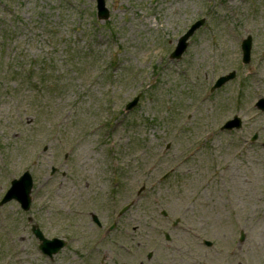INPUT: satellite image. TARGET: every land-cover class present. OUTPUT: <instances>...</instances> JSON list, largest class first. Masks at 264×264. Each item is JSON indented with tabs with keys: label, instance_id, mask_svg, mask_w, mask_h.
Returning <instances> with one entry per match:
<instances>
[{
	"label": "rangeland",
	"instance_id": "1",
	"mask_svg": "<svg viewBox=\"0 0 264 264\" xmlns=\"http://www.w3.org/2000/svg\"><path fill=\"white\" fill-rule=\"evenodd\" d=\"M104 3L0 0V264H264V0Z\"/></svg>",
	"mask_w": 264,
	"mask_h": 264
},
{
	"label": "water",
	"instance_id": "2",
	"mask_svg": "<svg viewBox=\"0 0 264 264\" xmlns=\"http://www.w3.org/2000/svg\"><path fill=\"white\" fill-rule=\"evenodd\" d=\"M96 9H97V17L99 19H107L108 17V10L105 7L104 0H96ZM203 21L198 20L195 23L191 25V27L188 29V31L182 35L178 43L174 49V51L171 53L172 58H179L182 54V52L185 50L186 47V39L188 36L201 25ZM250 43L251 38L247 37L243 41L242 49H243V62L249 61V51H250ZM235 72L231 71L230 73L220 76L213 87L211 89L217 88L224 84L226 81L234 78ZM138 100V97H134L130 102H128L125 105V109H130L134 105H136ZM256 107L262 111H264V97L259 98L256 102ZM241 127V120L239 117L234 116L233 119H230L226 121L223 128L232 129V128H240ZM256 135L253 136L252 139H255ZM32 186V180L28 172H24L22 176H20L18 179H13L11 181V186L7 190L6 194L3 196V198L0 200V206L4 204L5 202L9 201L12 198L17 199L21 203V207L23 209H28L30 205V190ZM95 219V218H94ZM96 220V219H95ZM32 232L35 234L37 238L40 239L39 248L49 256H51L53 253H56L63 245L64 241L59 239H46L41 231L38 229L36 225H32L31 228ZM207 244H210L209 242H206Z\"/></svg>",
	"mask_w": 264,
	"mask_h": 264
}]
</instances>
